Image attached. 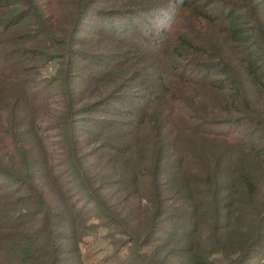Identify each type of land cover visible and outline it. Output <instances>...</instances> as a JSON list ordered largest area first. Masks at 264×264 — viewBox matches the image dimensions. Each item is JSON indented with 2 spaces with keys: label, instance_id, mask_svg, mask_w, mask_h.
<instances>
[{
  "label": "trees",
  "instance_id": "16d2710c",
  "mask_svg": "<svg viewBox=\"0 0 264 264\" xmlns=\"http://www.w3.org/2000/svg\"><path fill=\"white\" fill-rule=\"evenodd\" d=\"M89 254L264 264V0H0V264Z\"/></svg>",
  "mask_w": 264,
  "mask_h": 264
},
{
  "label": "rangeland",
  "instance_id": "374dc122",
  "mask_svg": "<svg viewBox=\"0 0 264 264\" xmlns=\"http://www.w3.org/2000/svg\"><path fill=\"white\" fill-rule=\"evenodd\" d=\"M48 70L53 73V72L56 71V66L55 65H51ZM71 187H72L74 193L76 194L77 198L79 199L80 203H84L83 201H85V200H84L82 194L79 192L76 184H72ZM89 248H91V246H89V245H81V249H82V252H83V254H84L85 257L87 255L86 252H87V250H89ZM88 258H90V261L89 262L91 264H96V261L98 260L99 257L98 256L91 257V255H90V256H88Z\"/></svg>",
  "mask_w": 264,
  "mask_h": 264
}]
</instances>
